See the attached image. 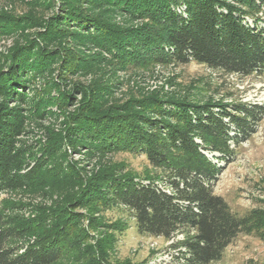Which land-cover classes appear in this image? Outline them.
I'll list each match as a JSON object with an SVG mask.
<instances>
[{
  "label": "trees",
  "instance_id": "trees-1",
  "mask_svg": "<svg viewBox=\"0 0 264 264\" xmlns=\"http://www.w3.org/2000/svg\"><path fill=\"white\" fill-rule=\"evenodd\" d=\"M51 2L61 4L64 19L86 27L95 40L115 50V56L124 61L140 65L195 61L227 74L264 75V26L259 24L258 16L260 11L264 12V0ZM94 4L113 7L141 20V24L127 31L121 29L123 32L100 21L87 26L84 18L90 20L92 15H86L85 9ZM181 5L183 10L178 11ZM8 26L0 22V34ZM57 31L53 27L45 36L51 38ZM23 48V44L15 45L8 61L17 53L18 57L7 69H0V193L31 188L58 174L46 168L48 161L44 155L36 163L26 164L29 149L20 144L28 120L22 107L29 100L24 79L48 64L46 57ZM61 96L68 98L62 92ZM93 98L74 117L76 134L104 149L122 147L144 154L151 167L164 173L162 184L150 177L136 180L129 176L112 180L107 186L116 202L133 217L137 233L173 240L170 247L180 264L219 261L250 219L238 216L215 193L221 166L206 151L218 153V159L229 162L235 154L231 143L238 145L252 135L255 125L264 117V105L240 103L230 107L178 102L170 109L161 101H151L139 105L152 109L153 114L139 111L122 116V111H131L129 105L119 106L121 111H117L104 108L99 99ZM85 197L73 205H82ZM63 208V213L50 214L53 220L49 227H45L47 217L26 218L0 210V264H57L66 256L67 240L81 217ZM178 234L182 236L175 240ZM31 236L36 238L26 247L14 242ZM99 249L95 248L98 257L106 258L107 249ZM89 250L94 249L91 246Z\"/></svg>",
  "mask_w": 264,
  "mask_h": 264
},
{
  "label": "rangeland",
  "instance_id": "rangeland-1",
  "mask_svg": "<svg viewBox=\"0 0 264 264\" xmlns=\"http://www.w3.org/2000/svg\"><path fill=\"white\" fill-rule=\"evenodd\" d=\"M60 5L51 0H0V22L9 25L0 34V69L13 64L18 53L9 62L10 50L22 44L23 50L31 49L48 63L24 79L29 100L22 107L28 120L19 140L29 149L26 164H34L44 155L46 168L58 173L31 188L1 192L0 210L26 218L47 217L45 227L53 220L50 214L63 213V207L79 213L66 243V256L57 264H180L170 247L173 240L138 234L133 217L107 187L112 180L129 176L136 180L150 177L162 184L163 171L151 167L144 154L122 147L104 149L76 134L74 117L93 97L104 108L117 111H121L119 106L129 105L131 111H122V116L139 111L153 114L152 109L139 105L151 101H161L170 109L178 102L264 105V75L227 74L195 61L141 65L124 61L115 56V50L95 40L86 27L64 19ZM85 10L92 15L91 21L84 18L87 26L100 21L123 32L121 29L141 24L113 7L94 4ZM258 14L259 24L264 26V12ZM53 27L58 31L47 38L45 33ZM231 147L235 154L229 162L206 151L221 166L214 191L238 216L250 221L214 264H264V117L250 137ZM83 197L82 205H73ZM35 238L14 242L26 247ZM95 248H106L107 257H98Z\"/></svg>",
  "mask_w": 264,
  "mask_h": 264
}]
</instances>
